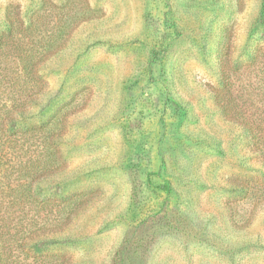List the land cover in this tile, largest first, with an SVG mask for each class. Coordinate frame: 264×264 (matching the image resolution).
Wrapping results in <instances>:
<instances>
[{"label":"rangeland","instance_id":"obj_1","mask_svg":"<svg viewBox=\"0 0 264 264\" xmlns=\"http://www.w3.org/2000/svg\"><path fill=\"white\" fill-rule=\"evenodd\" d=\"M8 12L42 14L31 36L61 31V51L33 109L55 155L39 133L0 150V264H264V0H0V25Z\"/></svg>","mask_w":264,"mask_h":264},{"label":"trees","instance_id":"obj_2","mask_svg":"<svg viewBox=\"0 0 264 264\" xmlns=\"http://www.w3.org/2000/svg\"><path fill=\"white\" fill-rule=\"evenodd\" d=\"M45 22L44 16L40 13L32 21L26 22L20 13L8 12L0 25V150L7 148L26 153L29 151V146H25L26 141L34 138L35 133H39L40 138L50 131L49 125L43 121L47 116L36 121L33 113L36 106H41V110L50 106V98L46 96L45 101L43 100V89L48 83L41 73L49 66L47 63L51 61V57L61 51V43L58 42L61 39V31L60 39L51 36L43 43L41 40L35 41V37L31 36L35 32L40 34L44 31L43 27L47 32L49 28ZM170 108L175 111V108ZM58 115L53 114L52 118ZM41 142H44L40 146L45 150L43 155L52 158L56 147L49 142L48 136H44ZM26 164L21 168H25ZM27 167H30L33 174L29 178L25 177L29 182L23 186L19 195L34 198L36 193L32 189V182L35 179L39 180L45 165L40 166L36 162ZM26 171H29V168ZM42 249L39 245L34 246V251Z\"/></svg>","mask_w":264,"mask_h":264}]
</instances>
